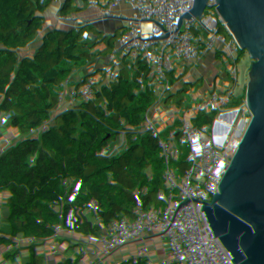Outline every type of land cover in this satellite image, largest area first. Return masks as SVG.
Instances as JSON below:
<instances>
[{"label":"built area","instance_id":"built-area-1","mask_svg":"<svg viewBox=\"0 0 264 264\" xmlns=\"http://www.w3.org/2000/svg\"><path fill=\"white\" fill-rule=\"evenodd\" d=\"M137 1L120 0L117 7L95 6L107 14L103 33L117 35L126 46L129 56L121 58V64L141 74L127 83L126 96L119 106L104 111L89 106L85 90L91 76L82 74L75 98L78 120L66 131L47 128L41 133L36 127L33 132L41 140L56 139V146L45 149L37 143L14 145L18 156L35 162L64 151H74L79 156L58 165L41 162L42 172L61 175L54 182H62L63 169L74 168L72 177L63 187L56 188L36 216H29L30 210L21 214L18 234L11 246L38 233L53 231L55 220L75 212L84 197L97 203L96 215L101 221H110L113 233L105 242L100 258L80 260L78 264H203L207 258L210 246L204 231L205 216L197 212V188L201 180L176 145L173 131H167L158 149H140L151 140L156 127L157 110L150 107H159L172 89L182 92L183 81L169 50L168 38L152 34L155 26H163L162 0H144L141 7ZM29 43L21 27L15 25L7 37L0 39V49L12 47L19 54L20 67H24ZM74 65L75 61L66 55L57 64L58 72H69ZM111 67L112 61L106 60V72H112ZM61 121L57 118L58 126ZM78 136H83L88 144H75ZM168 184L177 187L181 194L182 214L178 215L180 209L176 205L171 220L144 219V198L155 195ZM202 219L203 228L194 234L199 227L197 222ZM159 246L164 252L156 254ZM10 252L0 255V264Z\"/></svg>","mask_w":264,"mask_h":264},{"label":"water","instance_id":"water-1","mask_svg":"<svg viewBox=\"0 0 264 264\" xmlns=\"http://www.w3.org/2000/svg\"><path fill=\"white\" fill-rule=\"evenodd\" d=\"M183 91L157 110L151 140L172 130L211 194L203 264H264V0H162Z\"/></svg>","mask_w":264,"mask_h":264},{"label":"trees","instance_id":"trees-1","mask_svg":"<svg viewBox=\"0 0 264 264\" xmlns=\"http://www.w3.org/2000/svg\"><path fill=\"white\" fill-rule=\"evenodd\" d=\"M119 1L0 0V39L7 37L18 25L30 41L25 48L28 61L24 67H20L19 54L12 47L0 49L2 77L22 97L28 111L27 124L18 138V145L40 142L41 139L33 135L35 128L41 133L47 128L57 129V118L70 124L82 74L91 76L86 82L85 95L93 108L90 103L94 90L90 69L92 55L103 66L106 60L123 58L126 46L117 35L99 33V49L88 43L76 27L87 24L89 13L85 9L90 2L95 6L117 7ZM66 55L75 61L73 75L71 79L67 76L59 79L57 64ZM17 124L14 106L0 96V160L2 145ZM42 161L54 160L43 157L35 162L26 157L7 160L0 166V255L11 250L1 264H78L80 260L100 258L113 226L106 219L99 220L94 211L97 203L84 197L75 212L55 220L53 231L38 233L30 240L11 246L18 234L17 222L21 214L35 203L45 206L56 188L63 187L72 177L74 168L63 169L62 182H54L57 173L42 172ZM204 184L199 182L197 192ZM36 212L32 211L29 216H36ZM197 224L199 227L194 234H199L203 228V219ZM155 252L161 254L164 248L159 246Z\"/></svg>","mask_w":264,"mask_h":264},{"label":"crops","instance_id":"crops-1","mask_svg":"<svg viewBox=\"0 0 264 264\" xmlns=\"http://www.w3.org/2000/svg\"><path fill=\"white\" fill-rule=\"evenodd\" d=\"M128 7H130L128 5ZM86 13H89L87 24L78 25L76 29H79L83 32V38L90 44L95 47L101 49V46L98 42L97 35L99 33L103 34L102 27L104 25L107 14L102 13L100 10L96 9L95 3L90 2L86 9ZM101 55L105 57V53L101 51ZM124 57H128L129 53L127 50L124 52ZM121 58H113L112 61V72L108 73L105 70L102 64H100L92 55L91 58V66L90 69L93 71V79H94V90L92 91V95L90 98V103L94 109L99 111L109 110L119 106L120 102L126 96V87L127 83L133 80H137L141 74L136 70H128L126 69L120 62ZM73 71H69L64 73V76L68 77V73H72ZM3 75V74H2ZM73 75V74H72ZM72 77V76H71ZM60 79V77H59ZM68 79H71L68 77ZM0 92L1 96L4 100L8 101L14 106L15 114L18 118V124L15 130L9 135L4 144L2 145L3 154L0 160V166L3 162L11 159L18 158H26L25 156H18L15 152L14 145L17 143L20 134L23 132L25 125L27 124V106L24 103L22 97L18 94V92L10 85L8 82L2 77L0 80ZM72 108V113L70 116L71 121L70 124L61 121L58 126V130L66 131L69 129L74 121L78 120L77 110H76V101L74 100ZM75 144L87 143L86 139L83 136H78L75 141ZM57 144L56 139L49 140H41L37 143L40 147L45 149L54 148ZM79 154L74 151H64L53 153L52 158L54 161H50L52 164L56 162L57 164L60 162H70L77 158ZM55 165V164H54ZM61 176V175H60ZM60 176H56V179L61 178ZM166 192V193H165ZM174 196V197H172ZM179 196V197H178ZM165 198H171L173 202L171 206L170 213L172 214L173 209L181 204V194L179 193L177 187L172 184H168L161 188L155 195H150L147 198H144L143 202V214H148L146 218H154L155 221L158 219L160 221L168 220L167 211H164L165 204L169 201ZM43 203H35L30 211H35L42 207ZM183 207V205L181 206ZM172 216V215H171ZM145 219V217H144ZM25 235V234H23Z\"/></svg>","mask_w":264,"mask_h":264},{"label":"rangeland","instance_id":"rangeland-1","mask_svg":"<svg viewBox=\"0 0 264 264\" xmlns=\"http://www.w3.org/2000/svg\"><path fill=\"white\" fill-rule=\"evenodd\" d=\"M145 3L144 0H138L137 1V4L141 7L143 4ZM152 34L154 35V37H157V36H160V37H164V38H167V35L164 31L163 28H159L158 26H155L152 30ZM72 73L70 75V73H68V77L69 78H72ZM59 77L60 79H62L64 77V73H59ZM52 162V161H51ZM166 193V192H165ZM211 194V191L208 189V187L206 186V184L200 186V188L198 189V192H197V198H198V206H197V212H198V215L200 216H205L207 214V203H208V199H209V196ZM174 197V196H172ZM179 197V196H178ZM167 199L169 202L165 204V208H164V211H167V215H168V220H171L173 217L171 216V206L173 204L172 199L171 198H165ZM182 206V203L177 206V210L180 209L178 215H181L182 214V210H181V207ZM170 209V211H169ZM37 210V208L35 209ZM176 216V217H175ZM175 216L174 218H177V212H175ZM137 227L133 228V229H136ZM149 230V229H148Z\"/></svg>","mask_w":264,"mask_h":264}]
</instances>
